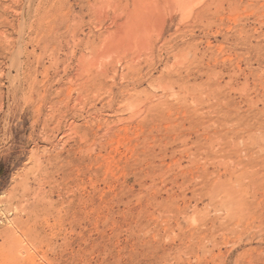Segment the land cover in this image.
Instances as JSON below:
<instances>
[{"label": "rangeland", "instance_id": "374dc122", "mask_svg": "<svg viewBox=\"0 0 264 264\" xmlns=\"http://www.w3.org/2000/svg\"><path fill=\"white\" fill-rule=\"evenodd\" d=\"M56 1L62 6L53 10V22L27 46L19 38L30 32L29 0L25 7L19 2L24 8L13 29L0 26L11 38L0 58V196L25 176H39L52 192V209L42 222L45 235L15 243L10 257L0 247V256L9 257L3 255L0 264H15L24 254L34 258L32 264H264V0H226L222 22L208 34L194 22V11L209 0L190 1L186 9L162 3L164 14L175 11L165 34L173 36L172 45L163 49L152 81L142 75L155 47L148 56L139 50L142 57L134 50L138 61L133 53V59L129 53L103 59L97 68L115 64L105 67L109 72L98 86L91 82L96 67L85 68V77L74 76L76 59L93 58L106 31L115 30L112 11H95L100 0H83L88 2L82 11L73 0ZM48 33H57L53 42ZM77 38L81 43L75 45ZM179 53L190 57L182 59L189 65L202 56L208 70L190 81L189 92L174 86L166 91L163 99L171 109L156 108V76L189 68ZM129 64L140 69V83ZM81 85L88 86L74 104ZM69 103L78 108L75 116Z\"/></svg>", "mask_w": 264, "mask_h": 264}, {"label": "bare ground", "instance_id": "6f19581e", "mask_svg": "<svg viewBox=\"0 0 264 264\" xmlns=\"http://www.w3.org/2000/svg\"><path fill=\"white\" fill-rule=\"evenodd\" d=\"M9 2H11L14 6H8L7 3H6V0H0V26L1 27H4L5 26H9L11 27L12 29L14 28L15 26V22L18 23L19 21V17H20V11L21 9H23L27 3V0L24 1V5L22 4V1L21 0H8ZM31 2V11H30V17H29V21L27 22V27L29 28L30 32L28 33H25L23 36H21L19 38V42L21 43H24L25 46H27L29 43L31 44L33 41H37V39H41L42 38V34L40 35V32L43 30V28L45 27H48L50 26V24L53 22L55 16H54V12L53 10H56L58 8H60V6H62V3L60 1H56V0H29ZM62 1V0H61ZM69 1V0H68ZM97 1V0H96ZM128 1L131 2V10L127 9L128 6H126V4L128 3ZM190 1H193V0H100L99 3L97 5H95V2H94V6L92 4V6L95 8L96 6V10L95 11H99L100 10H104V9H110L112 11V17L110 21H112L113 24H115V30L111 32H107L106 31V36L104 37L103 41L101 42V44L99 45L98 47V50L96 52V55L91 58V59H84L82 56H80L77 60V65H76V71H75V77H77L78 75H81L82 74V77H85V75L83 74V72L85 71V68L88 67V70L89 68H92V67H96L95 70H97V73L96 75L94 76V78H90L89 80H93L91 81L93 84H97V86L99 85V83H101L102 81L101 80H105L108 72L106 71V66H110V64L113 66V63H107L106 64H102L103 66L105 67H100L101 65L98 66L97 68V65L103 60V59H109L110 57L115 59V56L118 55L119 53H122V54H127V53H134V50H138V53L137 55H139V57H142L140 56V52L143 51L146 53L149 51V53L153 50V48L155 47L156 51H157V54H153V52H151L150 54L149 53H144V56H148V54L150 55L149 58L150 59H147L149 60L148 64L146 66H148V71L145 73V75H142L143 79L147 82L149 81H152L151 78H152V74H151V71L154 70L155 72V66L157 64H161V54H162V51H164L163 49L168 47V45H172L170 44V40L172 41V37L170 34H167V35H170V37L166 38L165 34L169 31L172 23H173V20H174V17H173V13L175 11L174 8L173 10H170L168 9V11H171L169 12L168 14H164V12L162 11L163 7L162 6V3L163 5L165 4L166 6L168 7H171L173 6V4H176L178 5L179 7H182L184 9L188 8L189 7V2ZM195 1V0H194ZM193 1V2H194ZM201 1V0H199ZM205 1V0H203ZM19 2L20 4H22L23 6L21 7L19 5ZM35 2V3H34ZM88 2V1H87ZM85 2V3H87ZM198 2V1H197ZM202 2V1H201ZM83 0H73V3L72 5H75L79 8L80 11H82L83 8H85V6L83 4ZM191 3V2H190ZM90 4V3H89ZM69 2H68V7L70 8L72 6ZM193 6V4H191ZM19 8H18V7ZM89 6V5H88ZM230 5L227 3L226 0H209V2H206V4L202 5L200 7V9H198L197 11H194V14L197 15V19L194 20V22L196 23L197 21V25H199V29L200 31L202 32H208L207 30H209L210 28H212L213 25H215V23H217V21L220 23L222 22V17L220 15V12H225V10L229 7ZM93 8V10H94ZM192 8V7H190ZM189 8V10H190ZM91 9V8H90ZM166 10V7L164 8ZM177 9V8H176ZM20 10V11H19ZM196 10V9H194ZM107 11V10H105ZM173 11V12H172ZM229 11V9L227 10ZM98 12V13H99ZM177 12V10H176ZM188 12V11H187ZM82 12H80L81 14ZM95 12V14H98ZM101 13V12H100ZM99 13V14H100ZM104 13V12H103ZM108 14V11L106 12ZM166 13V12H165ZM191 13V12H189ZM226 13V12H225ZM228 13V12H227ZM98 14V16H99ZM175 14V13H174ZM193 14V13H192ZM123 15V19L121 18V16ZM184 15V14H183ZM194 15H192L193 17ZM223 16V15H222ZM226 16V15H225ZM76 17V16H75ZM97 17V16H96ZM185 17V16H184ZM98 18V17H97ZM105 18V17H104ZM190 18V17H188ZM195 18V17H194ZM225 18V17H224ZM102 19V17H101ZM100 19V16H99V19L98 20H101ZM107 19V18H106ZM191 19V18H190ZM62 20V18L60 19ZM183 20V19H182ZM186 20V19H185ZM188 20V19H187ZM103 21V20H101ZM108 21V22H110ZM100 22V21H99ZM193 22V23H194ZM224 22V21H223ZM98 23V21H97ZM102 23V22H101ZM99 23V24H101ZM178 23V22H177ZM194 23V24H195ZM110 24V23H109ZM182 24V23H181ZM179 23V25H181ZM188 24L190 25V23L188 22ZM187 24V25H188ZM218 24V23H217ZM224 24V23H223ZM111 25V24H110ZM183 25V24H182ZM186 25V24H185ZM197 25H192L191 28H193V26H197ZM225 25V24H224ZM74 27H77L78 26V23L75 22V24L73 25ZM97 26V25H96ZM109 26V25H108ZM227 26V25H226ZM98 27V26H97ZM100 27V26H99ZM216 27V26H215ZM214 27L215 31H216V28ZM224 26H222L223 28ZM106 29V28H105ZM178 29V28H177ZM194 29V28H193ZM192 29V30H193ZM196 29V28H195ZM194 29V31H195ZM198 29V30H199ZM228 29V27H227ZM45 30V29H44ZM190 30V29H189ZM188 30V31H189ZM220 30V28H219ZM28 31V30H27ZM73 32V30H71ZM75 31V30H74ZM175 31V30H174ZM177 31V30H176ZM210 31V30H209ZM223 31V30H222ZM192 32V31H191ZM108 33V34H107ZM195 33V32H194ZM210 33V32H209ZM223 32H221L222 34ZM57 34V33H56ZM56 34H51V33H48L45 34V37H49V41L53 42ZM59 34V33H58ZM177 34V32H176ZM191 34V33H189ZM193 34V33H192ZM203 34V33H202ZM208 34V33H207ZM224 34H226L224 32ZM63 35V34H62ZM68 35V34H67ZM71 35V34H70ZM69 35V37H70ZM73 35V34H72ZM72 35H71V38H72ZM172 35H175V33L172 32ZM195 35V34H194ZM210 35V34H209ZM217 35V33H216ZM59 36V35H58ZM201 36V35H200ZM193 37V36H192ZM70 38V39H71ZM74 38V37H73ZM152 38V39H151ZM171 38V39H170ZM206 38V37H205ZM70 39H67V42L68 40ZM170 39V40H169ZM174 39V38H173ZM177 39V38H176ZM193 39V38H192ZM197 39V37H196ZM203 39V38H202ZM151 40H153L151 42ZM200 40V38H199ZM221 40H222V37H221ZM74 40L72 39V42ZM195 41V40H194ZM225 41V40H224ZM11 42V38L8 36L7 37V34H6V31L2 28H0V58H5L7 53H8V45L9 43ZM175 42V41H174ZM200 42V41H199ZM66 43V42H65ZM74 43V42H73ZM78 43H81V40H79L78 38L76 39V42H75V45H77ZM202 43V42H200ZM185 45V44H184ZM191 45V44H190ZM201 45V44H200ZM23 46V45H21ZM188 46V45H187ZM179 47V46H178ZM177 48V46H176ZM140 50V52H139ZM180 50V49H179ZM178 50V52H179ZM196 50V49H195ZM210 50V49H209ZM213 50V49H211ZM24 51V50H23ZM133 51V52H131ZM170 51V50H168ZM182 51V47H181V50ZM197 51V50H196ZM73 52V51H72ZM198 52V51H197ZM200 52V51H199ZM198 54H202L201 52ZM213 52V51H212ZM223 52V51H222ZM71 53V52H70ZM171 53V52H170ZM214 53H215V50H214ZM213 53V54H214ZM218 53V52H217ZM215 53V54H217ZM146 54V55H145ZM172 54V53H171ZM197 54V55H198ZM204 54V53H203ZM210 54V53H209ZM222 54V53H220ZM219 54V55H220ZM21 55V54H20ZM132 54H130V58H132L133 56ZM142 55V54H141ZM181 55L182 58H179V56ZM193 55V54H191ZM195 55V54H194ZM193 55V57H194ZM206 55V54H205ZM208 55V54H207ZM206 55V57H207ZM223 55V54H222ZM24 56V55H23ZM72 56V54H71ZM114 56V57H113ZM128 56V54H127ZM125 57L126 59H128V57ZM135 56V61L137 60L138 61V57H136V54L134 55ZM144 56H143V59H144ZM174 57V55H172ZM183 56H185L186 58V54H180L179 55L177 54V57L181 60V62H186L187 60L189 61L190 57H188L185 60L182 61ZM204 56V55H203ZM226 56V55H225ZM228 56V55H227ZM163 57V55H162ZM168 58V56H166ZM172 57V58H173ZM193 57H191V59H194ZM197 57V56H196ZM214 57L213 56L211 59L214 60ZM21 58V57H20ZM117 58H119V56H117ZM124 58V60H125ZM129 58V60H130ZM134 58V57H133ZM132 58V59H133ZM165 58V57H164ZM171 58V57H170ZM177 58V59H178ZM208 58V57H207ZM206 58V60H207ZM131 59V60H132ZM177 59H175L177 61ZM209 59V58H208ZM111 60V59H110ZM128 61V62H131ZM142 60V59H141ZM139 60V61H141ZM203 57H197L195 58L194 60H191L192 62L190 63V65L188 64V62H186V64L189 65V68L185 71V73L182 72L183 68L185 70V67H183L181 69V72H175V70H170L171 72H165V74L163 75V73H159V76H156V79H158V81L156 80V83L154 82V86L156 87V89L152 88L151 85L149 86V88L151 87L154 91L157 90H160L161 91V95L155 97V100L152 102L155 103V101H157L158 103V106H155L156 103L154 104V107H162V108H165L166 109V106H167V103L165 101V99H163L165 96V93L166 91H170V89H172L171 87L174 86L177 87L176 89L177 90H180V89H183V90H186L187 92H189L186 88L188 87H191V84L190 81L192 80H195L198 76H200L201 78V75L203 74V71H205V73L207 72V68H208V64L205 62H203ZM105 61V60H104ZM116 61V60H114ZM143 61V60H142ZM167 61V60H166ZM165 61V62H166ZM172 61V60H171ZM208 61V60H207ZM219 61V60H217ZM214 62V63H217ZM112 62V61H111ZM147 62V61H146ZM146 62L144 64H146ZM2 63V62H1ZM20 63V62H19ZM23 63V62H22ZM21 63V64H22ZM105 63V62H104ZM117 63V61H116ZM120 62H118L119 64ZM127 63V62H126ZM125 63V65H126ZM132 64L133 63H136V62H131ZM138 63V62H137ZM136 63V64H137ZM142 63V64H143ZM168 63V62H167ZM174 62H172V66ZM209 63V62H208ZM3 64V63H2ZM1 64V65H2ZM115 64V63H114ZM124 64V63H123ZM135 64V65H136ZM139 64V63H138ZM165 64V63H164ZM185 64V63H184ZM69 65V64H68ZM141 65V64H140ZM176 65V64H175ZM178 65L179 64V60H178ZM183 65V64H182ZM187 65V66H188ZM19 66V69H20V65ZM17 66V67H18ZM67 65H65V67L63 66V71L62 72H65L66 71V67ZM131 66L130 69H132V66L134 65H130ZM165 66V65H164ZM163 66V67H164ZM172 66H168V68H171ZM186 66V65H184ZM186 66V67H187ZM69 67V66H68ZM122 67V65H121ZM120 67V68H121ZM138 67V66H137ZM159 67V66H158ZM210 67V65H209ZM93 68V69H94ZM103 68V69H102ZM140 68V67H139ZM164 68H167L164 67ZM175 68V67H174ZM177 68V69H178ZM8 69V68H7ZM5 69V70H7ZM129 69V68H128ZM136 70V66L135 68H133ZM132 69V70H133ZM145 69V68H144ZM162 69V67H161ZM173 69V67H172ZM71 70V69H69ZM68 70V71H69ZM75 70V69H74ZM133 70L134 72H136L135 74V78H136V81L138 83H140V80L142 79L141 77H139V72H140V69H137V71ZM159 70V69H157ZM0 71H2L0 69ZM9 71V70H7ZM19 71V70H18ZM17 71V72H18ZM60 71V70H59ZM111 71V70H110ZM125 71H127L128 73V70L125 69ZM145 71V70H144ZM143 71V72H144ZM160 71V70H159ZM158 71V72H159ZM164 71V70H163ZM174 71V72H173ZM179 71V70H178ZM16 72V71H15ZM111 72H115L114 69H112ZM142 72V73H143ZM66 73V72H65ZM73 74V73H72ZM129 74H130V71H129ZM128 74V75H129ZM133 74V73H132ZM155 74V73H154ZM153 74V75H154ZM0 75H1V72H0ZM71 75V74H70ZM77 75V76H76ZM84 75V76H83ZM92 75V74H91ZM124 75V74H123ZM122 75V76H123ZM158 75V74H157ZM64 76V75H63ZM68 76V75H67ZM115 76V75H114ZM127 76V75H126ZM130 76V75H129ZM66 77V76H65ZM128 77V76H127ZM158 77V78H157ZM211 77V76H210ZM48 78V77H47ZM60 78V77H59ZM67 78V77H66ZM123 78V77H121ZM120 78V79H121ZM133 78V76H132ZM204 78V77H203ZM69 81L71 78H69ZM77 79V78H76ZM84 79V78H83ZM88 78H86V82L88 81L87 80ZM134 79V78H133ZM198 79V78H197ZM209 79V78H208ZM67 80V79H66ZM65 80V81H66ZM107 80V79H106ZM111 80V79H110ZM131 79H129L130 81ZM143 80V81H144ZM55 81V80H54ZM60 79H57L56 82L57 84L59 83ZM132 81V80H131ZM200 81V80H199ZM134 82V81H133ZM161 82V83H160ZM196 83V80L194 81ZM208 82L207 80L205 81V83ZM61 83V82H60ZM67 83V82H66ZM71 83V82H70ZM143 83V82H142ZM48 84V83H47ZM64 84V83H63ZM122 84V83H121ZM202 84V83H201ZM208 84V83H207ZM37 85V84H36ZM73 85V84H72ZM200 85V84H199ZM30 86V85H29ZM71 86V85H70ZM86 86V85H85ZM84 85H81L79 86L80 88L75 91L76 94H75V97L73 98L71 96V99L73 100L74 104L75 102L78 103L79 102V97L81 98L80 94H81V91H83L85 88ZM88 86V85H87ZM86 86V87H87ZM95 86V87H97ZM153 86V87H154ZM213 86V85H212ZM94 87V88H95ZM100 87V86H99ZM58 88V87H57ZM61 88V87H60ZM90 88V87H89ZM192 88V87H191ZM191 88H188V89H191ZM68 89V88H67ZM66 89V90H67ZM70 89V88H69ZM75 89V88H74ZM88 88H86L87 90ZM194 89V88H193ZM192 89V90H193ZM176 90V91H177ZM201 90V88H200ZM209 90V88H208ZM55 91V90H54ZM89 91V90H88ZM172 91V90H171ZM182 91V90H180ZM179 91V92H180ZM74 92V93H75ZM90 92V91H89ZM191 92V91H190ZM207 92V91H205ZM42 93V92H41ZM84 93V92H83ZM88 93V92H87ZM107 93V92H106ZM128 93V92H126ZM131 93V92H130ZM147 93V92H146ZM145 93V94H146ZM174 93H176V95L178 94V92H175L174 90ZM184 93V92H182ZM195 93V92H194ZM39 94V93H38ZM144 94V95H145ZM148 94V93H147ZM155 94V93H154ZM35 95V94H34ZM67 95V94H66ZM74 95V94H73ZM92 95V94H91ZM136 95V94H135ZM151 95V93L149 94ZM156 95V94H155ZM179 95V94H178ZM177 95V96H178ZM184 95H186V93H184L183 95L181 94V96L183 97H180V98H183L185 99ZM192 95V94H191ZM206 95V94H205ZM69 96V95H68ZM172 96V95H171ZM176 96V97H177ZM210 96V95H209ZM56 97V96H55ZM94 97V96H93ZM174 96H172L171 98H173ZM190 98V96H187ZM186 97V98H187ZM196 97V95H195ZM200 97V96H199ZM44 98V97H43ZM65 98V97H62V99ZM127 98V97H126ZM129 98V97H128ZM127 100H130V98ZM145 98V97H144ZM154 98V97H153ZM152 98V99H153ZM170 98V100H171ZM175 98V97H174ZM173 98V99H174ZM179 100H182L180 99ZM197 98V97H196ZM58 99V98H57ZM67 99V98H66ZM97 99V98H96ZM149 100V98H146L145 100ZM198 99V98H197ZM201 99V98H200ZM211 99V98H210ZM144 100V101H145ZM147 100V101H148ZM168 100V99H167ZM176 100V99H175ZM187 100V99H186ZM185 100V101H186ZM199 100V99H198ZM43 101H45L43 99ZM65 101V100H64ZM192 102V100H190ZM52 102V101H51ZM58 102V101H57ZM71 101V103H73ZM106 102V101H105ZM146 102V101H145ZM150 102V101H149ZM178 103V98L177 100L175 101ZM184 102V101H183ZM196 102V101H195ZM194 102V103H195ZM49 103V102H48ZM54 104H56V102H53ZM96 103V102H94ZM148 103V102H147ZM183 104L182 102H179V104ZM210 103V101H209ZM50 104V103H49ZM63 104V103H62ZM65 104H68L64 102V105ZM71 105L70 106V103H69V107L70 109L69 110H72V114L75 116V111L76 110V105ZM124 104V103H123ZM150 104V103H149ZM153 104V103H151ZM47 105V104H46ZM60 105V104H59ZM78 105V104H77ZM80 105V104H79ZM78 105V107H79ZM119 105V104H118ZM182 105V106H183ZM187 105V104H186ZM50 106V105H49ZM52 106V105H51ZM56 106V105H54ZM68 107V105H66ZM151 106V105H150ZM175 106H178V105H175ZM192 106V105H191ZM194 106V105H193ZM48 107V106H47ZM53 107V106H52ZM58 108V106H56ZM118 107V106H117ZM153 107V108H154ZM173 107V106H172ZM50 108V107H49ZM54 108V107H53ZM52 108V109H53ZM66 108V107H65ZM64 108V111H62L61 109H59L58 111L60 112V110L64 113L66 110ZM87 108V107H85ZM116 108V107H115ZM167 108H170V106H167ZM56 109V108H55ZM78 109V108H77ZM119 109V108H117ZM152 109V108H151ZM154 112L155 110L152 109ZM52 111V110H51ZM57 111V110H56ZM57 111V112H58ZM68 111V110H67ZM157 111V109H156ZM165 112V110H162ZM167 111V110H166ZM171 111V110H170ZM54 112V110H53ZM84 112V111H83ZM168 112V111H167ZM52 113V112H51ZM124 113V112H123ZM50 113H48L47 115H49ZM57 114V113H56ZM116 114V113H114ZM119 114V113H118ZM157 114V113H156ZM52 115V114H50ZM68 115V114H67ZM70 115V114H69ZM94 115V114H92ZM110 115V114H109ZM56 116V115H55ZM59 116V115H58ZM81 116V115H80ZM89 116V115H88ZM41 117V116H40ZM47 117H50V116H46ZM72 117V116H71ZM93 117H96V116H93ZM52 118V116H51ZM61 117L57 118L56 117V120L60 119ZM98 118V117H97ZM145 118V117H144ZM94 119V118H93ZM96 119V118H95ZM63 120V119H62ZM119 120V119H118ZM150 120V119H149ZM152 120V119H151ZM150 120V121H151ZM155 121V120H153ZM119 122V121H118ZM152 122V121H151ZM72 126V125H71ZM107 130V129H106ZM105 131V130H104ZM84 132V131H83ZM77 134V133H76ZM86 134V133H85ZM87 137V136H86ZM78 138V137H77ZM79 139V138H78ZM82 140V139H80ZM83 143V142H82ZM76 147V146H75ZM56 148V147H55ZM72 149V148H71ZM52 150V149H51ZM70 150V149H69ZM43 151V150H42ZM33 152V151H32ZM44 152V151H43ZM50 154V153H49ZM33 155V154H32ZM54 161V160H53ZM57 161V160H56ZM41 167V166H40ZM39 168V167H38ZM40 170V169H39ZM32 172V171H30ZM34 173V172H33ZM37 173V172H36ZM40 173V172H39ZM32 176V175H31ZM39 177V176H38ZM38 177H23V178H20L19 180H16L13 184V186L11 187V189L9 190L8 194L6 195V197L4 196V198L2 196H0V247L4 249L5 247V252H6V255L10 257L11 254H7V253H12L11 249L12 246L14 247V244L15 243H21L22 245H26L27 241H35V240H38V238L40 236H43L45 235V231H44V228L42 227V222L45 220V215H47L49 213V211L52 209V202H51V195H52V192H48V191H45L44 190V183H43V180L41 179H38ZM12 182V181H11ZM55 182V181H54ZM9 187V188H10ZM49 215V214H48ZM50 217V216H49ZM47 219V218H46ZM40 240V239H39ZM10 246V247H9ZM7 247V248H6ZM0 251V255L2 254V250ZM54 250V249H53ZM25 251V250H24ZM5 252H4V258H6V255H5ZM33 252V251H32ZM35 252V251H34ZM23 254V252H22ZM21 252H19L18 255H22ZM38 254V253H37ZM3 255L2 257L0 256V259L2 258L3 259ZM17 255V256H18ZM34 255V254H33ZM36 255V253H35ZM12 256V255H11ZM30 255H28V257L25 256L24 254V257H20V258H14L11 259L13 261H15V264H26L27 261H30L31 260V263L32 264V259H34L33 257L30 258L29 257ZM8 257V258H9ZM36 257V256H34ZM6 258L5 260L7 261ZM40 259V258H39ZM4 260V259H3ZM9 261V260H8ZM34 262V261H33ZM4 263V262H2ZM14 263V262H12ZM27 263V264H28Z\"/></svg>", "mask_w": 264, "mask_h": 264}]
</instances>
